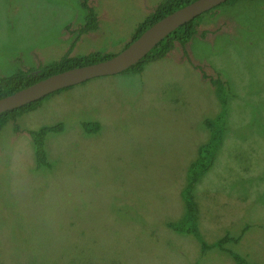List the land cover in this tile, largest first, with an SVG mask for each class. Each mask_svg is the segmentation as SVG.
<instances>
[{
    "label": "rangeland",
    "instance_id": "374dc122",
    "mask_svg": "<svg viewBox=\"0 0 264 264\" xmlns=\"http://www.w3.org/2000/svg\"><path fill=\"white\" fill-rule=\"evenodd\" d=\"M159 2L88 0L98 26L80 34L78 0H0V77L71 45L117 54ZM217 8L196 19L185 55L175 43L139 73L62 89L2 126L0 264H236L165 225L182 215L186 167L224 106L223 142L194 191L199 230L208 243L240 236L227 248L264 264V0ZM58 122L51 167H37L28 131Z\"/></svg>",
    "mask_w": 264,
    "mask_h": 264
},
{
    "label": "trees",
    "instance_id": "16d2710c",
    "mask_svg": "<svg viewBox=\"0 0 264 264\" xmlns=\"http://www.w3.org/2000/svg\"><path fill=\"white\" fill-rule=\"evenodd\" d=\"M191 1L193 0H161V2H159V4L150 14H148L142 21L137 23L130 40L123 48L138 38L139 35L151 24ZM233 1L235 0H228L217 7L231 3ZM78 2L87 11L85 16L86 22L80 28V34L95 30L98 26V20L93 7L88 5V0H78ZM215 8L214 10H209V14L213 15L218 9ZM197 18L193 19L192 21L190 20L173 30L169 35L157 43V45L153 47L140 61L121 72V74H134L143 71L144 67L149 62L166 57V55L173 49L175 52L177 50L175 43L180 45L181 52L185 55L188 42L198 33L197 24L199 20L196 21ZM72 46L73 45H71L66 54L57 61L40 64L36 67H31L27 70L19 71L9 76L0 77V98L8 96L52 74L75 67L89 65L91 63L110 58L116 54H112L110 52L103 53L100 51H92L84 55H70ZM211 82L217 84L219 80H211ZM61 90L62 89L23 106L0 113V129L7 121H16L17 118L23 113L34 110L42 103V101L48 99L50 96ZM225 115L226 109L224 106L223 110L217 115L216 119L212 121L214 124H217V129L209 131L207 127L205 128L208 131L209 138L206 142L201 143L198 146L196 156L187 165L184 174V181L181 189L179 190V197L183 210L182 215L177 218L167 220L165 225L170 230L179 234H186L194 237L195 240L200 244L201 253H204L207 249H217L220 252H224L225 254H227V252L230 253L236 264H249L241 255L227 248V242L236 243L239 241L240 236L230 237L228 235H223L217 240L208 243L200 232L198 226L200 211L198 210L197 202L194 197V191L197 189L199 182L205 177L206 173L214 165L220 145L222 144L225 136ZM207 123L209 124L210 121H207ZM84 127L87 132L97 131L99 129V124L94 122L92 124H85ZM62 130L63 124L58 122L52 126H41L37 129L28 131L37 167H51L47 159L45 137L50 132H61ZM16 131H18V129H16ZM234 192L239 194L236 190H234ZM240 195H243V192Z\"/></svg>",
    "mask_w": 264,
    "mask_h": 264
},
{
    "label": "water",
    "instance_id": "95a60500",
    "mask_svg": "<svg viewBox=\"0 0 264 264\" xmlns=\"http://www.w3.org/2000/svg\"><path fill=\"white\" fill-rule=\"evenodd\" d=\"M226 1L228 0H193L151 24L138 38L112 57L52 74L0 98V113L95 77L119 74L140 61L173 30Z\"/></svg>",
    "mask_w": 264,
    "mask_h": 264
},
{
    "label": "clouds",
    "instance_id": "9594fccd",
    "mask_svg": "<svg viewBox=\"0 0 264 264\" xmlns=\"http://www.w3.org/2000/svg\"><path fill=\"white\" fill-rule=\"evenodd\" d=\"M88 5H89V4H88ZM94 5H95V4H94ZM89 6H90V5H89ZM91 7H92V6H91ZM96 29H97V28H96ZM96 29H95V30H96ZM95 30H91V31H95ZM88 32H89V31H88ZM85 33H86V32H85ZM97 123H98V122H97ZM98 124H99V123H98ZM84 131L87 132L86 130H84ZM208 138H209V137H208ZM207 140H208V139H207ZM207 140H206V141H207ZM206 141H205V142H206Z\"/></svg>",
    "mask_w": 264,
    "mask_h": 264
},
{
    "label": "flooded vegetation",
    "instance_id": "af4514ba",
    "mask_svg": "<svg viewBox=\"0 0 264 264\" xmlns=\"http://www.w3.org/2000/svg\"><path fill=\"white\" fill-rule=\"evenodd\" d=\"M124 49V48H123Z\"/></svg>",
    "mask_w": 264,
    "mask_h": 264
}]
</instances>
